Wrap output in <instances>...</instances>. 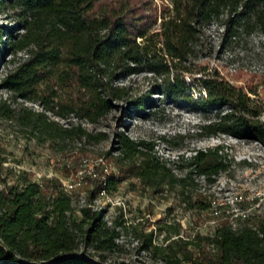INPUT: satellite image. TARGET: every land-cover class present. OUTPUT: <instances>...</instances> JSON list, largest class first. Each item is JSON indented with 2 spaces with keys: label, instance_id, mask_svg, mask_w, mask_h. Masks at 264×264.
Instances as JSON below:
<instances>
[{
  "label": "trees",
  "instance_id": "trees-1",
  "mask_svg": "<svg viewBox=\"0 0 264 264\" xmlns=\"http://www.w3.org/2000/svg\"><path fill=\"white\" fill-rule=\"evenodd\" d=\"M10 9L22 30L16 33L13 27L0 24V49H9L14 61L0 76V85L10 89L13 97L37 100L56 114L73 111L95 121L114 100L128 94V87L117 82L120 75L148 69L154 78L164 76L163 86L156 81V91L166 89L170 96L187 97L202 109L215 107L213 118L195 124L198 134L221 131L257 138L264 144V118L257 116L263 109L259 98L250 97L243 86L205 70L206 66L192 83L180 78L178 71L190 70L189 63L197 55L193 43L213 18L224 22V42L238 24L247 31L264 29V0H170L161 4L157 23L158 7L152 0H0V12ZM22 50L26 54L17 53ZM170 68H174L171 75ZM195 84H201L206 93L191 96L186 89ZM130 99L137 109L148 107L152 101L150 93L135 94ZM224 105L230 109L222 112ZM13 115L24 124L29 136L52 143L72 135L99 136L80 123L64 126L27 105L16 109L0 96V116ZM153 143L120 132L116 156L119 171L136 175L153 188L180 180L183 185L185 177L174 175L152 152ZM221 147L197 148L188 157V175L191 177L194 168L211 177L210 173L225 168ZM137 153L141 155L139 160L135 159ZM3 160L0 154V264H28L18 260L59 256L61 259L46 264H101L73 253L80 251L82 243V251L90 255L99 251L102 259V253L117 244L116 226L123 218L116 215L112 224H107L100 212L89 206H80L77 211L55 175L38 181L22 169L6 183L1 176ZM118 179L107 176L103 182L100 177H88L92 181L89 194L102 185L108 188ZM187 205L199 208L207 202L194 198L188 199ZM139 233L141 246H148L152 231ZM197 237L206 239L200 243L197 257L185 246L189 239L178 246L190 264H264V215H250L235 227L223 220L211 235ZM152 245L154 249L164 248ZM181 258L175 256L172 264H181Z\"/></svg>",
  "mask_w": 264,
  "mask_h": 264
},
{
  "label": "rangeland",
  "instance_id": "rangeland-1",
  "mask_svg": "<svg viewBox=\"0 0 264 264\" xmlns=\"http://www.w3.org/2000/svg\"><path fill=\"white\" fill-rule=\"evenodd\" d=\"M152 1L158 7L157 23L160 19L161 4L169 3L170 0ZM16 19L17 15L11 9L0 12V24L13 27V32L18 33L22 28L17 25ZM208 28L206 31L209 33L212 27ZM17 53L26 54L23 50ZM202 53L198 47L193 62H187L190 70L177 69L180 71L179 77L185 82L192 83L201 68L209 65L211 59L202 56ZM11 55L9 49L4 51L0 49V76L7 68L13 66ZM173 70L174 68H170V75ZM263 74L237 70L231 76L235 79L234 84L250 91L257 90L255 97L263 102L264 110V87L260 86L264 83ZM156 81L163 86V74L154 78L148 69L120 75L117 82L128 87V94L114 100L110 109L97 120L83 119L80 123L88 131L99 135L97 138L80 134L69 136L63 141L58 138L52 143L49 139L41 140L29 136L24 124L19 122L15 115L11 118L0 116V154L4 157L1 176L6 183L12 182L22 169L38 181L51 175L58 178L73 175L84 161L92 162L102 174L100 165L95 162L99 156H102L108 165V171L104 174L106 178L107 176L119 178L106 188L108 197L102 196L100 199L103 206L110 210L112 220L116 215L123 218L119 225L122 237L117 244L106 249L102 253V259L98 255L99 251H92L95 253L92 256L104 263L172 264L171 260L179 255L182 257L181 264H190L178 249L179 244L182 245L184 240L189 239L186 248L193 257L199 256L200 243L206 239H199L197 236L211 235L215 227L225 220L219 218L216 222L210 221L212 210L207 195L198 192L197 185L185 168L188 166L189 158L179 162L177 169L174 170L175 165L171 161H163L174 175L185 177L183 185L180 180L174 183L164 182L153 188L144 185L136 175H123L119 171L116 157L117 137L120 132H126L131 137L153 140L154 143L158 145L162 143L169 148L198 146L206 148L222 142L225 144L221 150L225 154L227 169L220 171L216 183L209 185L210 195L217 196L220 200L239 195L242 204L254 205L251 209L253 213L264 214V144L248 137L243 140L236 139L221 131L206 135L198 134L195 132L197 129L195 124L213 118L215 107L202 109L192 104L187 97L170 96L166 89L156 91ZM186 91L193 97L199 93H206L201 84H195ZM11 93L10 89L0 85V96L6 97L16 109L27 105L32 110L44 111L51 119L55 118L52 111L41 105V102L25 101L20 96L13 97ZM140 93H150L152 99L150 105L143 109L133 107L130 102V96ZM140 156V153H137L135 159L139 160ZM77 164L78 167L74 170L73 166ZM100 178L102 179V175ZM91 186L92 181L87 180L82 189L89 194ZM194 198L202 199L207 205L199 208L188 206V199ZM73 205L78 211L76 203ZM141 230L152 231L151 243L148 246H141L142 236L139 233ZM131 234L139 237L137 246L131 244ZM152 244L164 248L154 249ZM207 247L210 248L211 243H208ZM88 248L90 251L93 250L91 245ZM81 249L82 243L79 244V250L82 251ZM162 254L166 255V258Z\"/></svg>",
  "mask_w": 264,
  "mask_h": 264
},
{
  "label": "built area",
  "instance_id": "built-area-1",
  "mask_svg": "<svg viewBox=\"0 0 264 264\" xmlns=\"http://www.w3.org/2000/svg\"><path fill=\"white\" fill-rule=\"evenodd\" d=\"M208 26L212 27L211 31H206ZM225 25L224 22L218 19H211L206 25L203 26L202 31L198 35L197 41L193 43L195 47L200 48L203 51L202 56L207 57L210 60L207 69L215 72L219 77L226 79L229 82H234L232 74L237 70H244L247 72L264 73V29L257 27L251 30H245L241 24L237 25V29L228 35L226 41H223V31ZM209 29V28H208ZM201 74V71L199 72ZM260 86L264 87V83ZM246 92L250 97H255L257 90L253 91L245 88ZM32 103H40L37 100H27ZM41 104V103H40ZM42 105V104H41ZM224 107V108H223ZM230 109L228 105L221 107V111ZM55 118L64 126L71 124L82 123L83 117L78 116L73 111H69L63 115L51 112ZM263 114V116H261ZM260 118H264V110L257 114ZM227 135L236 139H245L247 137L237 136L231 133ZM253 138V137H248ZM257 142H260L257 138H253ZM229 144L230 142H226ZM155 144L152 147V152L162 161H171L176 166L182 160L190 157L196 152L197 148H169L166 145L160 143ZM218 144L223 145L222 142ZM221 147V148H222ZM205 148V147H204ZM101 167V173L95 168L92 162L84 161L80 167L74 172L73 175L60 177L61 184L66 193L70 196L73 203H76L78 207L89 206L92 209L98 210L107 224H112V215L110 210L103 206L100 200L102 196L108 197L106 193V186L102 185L93 195H89L83 190L84 184L87 182L88 177H100L102 175V181H106L104 174L108 171V165L103 160L102 156H99L96 161ZM188 170L190 166H185ZM190 175L192 180L197 185L198 192L207 195L209 207L212 210V219L210 221L216 222L219 218H224L232 227H235L240 220L250 215H264L257 214L251 211L253 204L245 205L241 203V197L234 195L231 198H224L220 200L217 196L210 195L209 185L216 183L217 176L220 171L226 170L227 168H219L217 171L210 173L211 177H208L207 173L203 171H197L192 168ZM259 202V201H258ZM256 202V203H258ZM119 229V225L116 226ZM130 234V232H128ZM122 232L119 229V233L114 237L116 243L121 239ZM131 244L137 246L139 243V237L131 234Z\"/></svg>",
  "mask_w": 264,
  "mask_h": 264
},
{
  "label": "water",
  "instance_id": "water-1",
  "mask_svg": "<svg viewBox=\"0 0 264 264\" xmlns=\"http://www.w3.org/2000/svg\"><path fill=\"white\" fill-rule=\"evenodd\" d=\"M73 254L86 256V257L92 258L93 260H95V261H97V262H99L101 264H105L103 261L93 257L92 255L88 254L85 251H78V252L73 253ZM68 255H71V254H66L65 256H68ZM58 259H61V256H59V257H50V258H47V259H43L41 261H37V260H34V259L20 258L18 260V262L28 263V264H46L48 262H51V261H54V260H58Z\"/></svg>",
  "mask_w": 264,
  "mask_h": 264
}]
</instances>
